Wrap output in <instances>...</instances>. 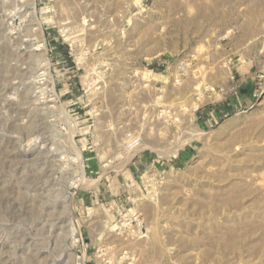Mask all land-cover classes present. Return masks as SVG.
Masks as SVG:
<instances>
[{
    "label": "rangeland",
    "instance_id": "rangeland-1",
    "mask_svg": "<svg viewBox=\"0 0 264 264\" xmlns=\"http://www.w3.org/2000/svg\"><path fill=\"white\" fill-rule=\"evenodd\" d=\"M0 264H264V0H0Z\"/></svg>",
    "mask_w": 264,
    "mask_h": 264
},
{
    "label": "bare ground",
    "instance_id": "bare-ground-1",
    "mask_svg": "<svg viewBox=\"0 0 264 264\" xmlns=\"http://www.w3.org/2000/svg\"><path fill=\"white\" fill-rule=\"evenodd\" d=\"M71 144H72V146H71L72 151L75 155L74 162L76 161L79 164L80 173L83 174V165H82V159H81L80 153L78 152L77 148L75 147V145L72 142H71Z\"/></svg>",
    "mask_w": 264,
    "mask_h": 264
}]
</instances>
